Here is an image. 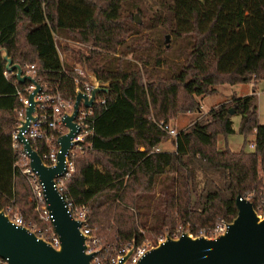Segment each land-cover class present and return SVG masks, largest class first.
Listing matches in <instances>:
<instances>
[{"label":"trees","instance_id":"trees-1","mask_svg":"<svg viewBox=\"0 0 264 264\" xmlns=\"http://www.w3.org/2000/svg\"><path fill=\"white\" fill-rule=\"evenodd\" d=\"M130 1L0 0V49L12 62L33 64L35 77L57 84L65 97L73 94V73L59 49L109 81L105 104L94 106L90 146L73 153V169L59 191L65 201L85 207L110 256L132 239L138 244L171 232L175 222H188L197 233L230 220L237 194L254 207L264 200V124L254 102L255 91L264 88V0H156L149 25L133 24L131 14L122 13ZM161 31L172 36L168 46L155 34ZM57 37L88 48L74 50ZM3 71L0 57V208L43 224L13 166L11 130L21 102L13 71L6 77ZM249 82L250 93L231 94L174 135L156 124L197 110L195 96L215 85ZM230 108L239 114L243 135L236 151L216 147L218 134L233 131ZM249 133L253 147L245 150ZM166 138L172 150L153 149Z\"/></svg>","mask_w":264,"mask_h":264},{"label":"water","instance_id":"water-1","mask_svg":"<svg viewBox=\"0 0 264 264\" xmlns=\"http://www.w3.org/2000/svg\"><path fill=\"white\" fill-rule=\"evenodd\" d=\"M0 57L4 61L5 70L13 71L19 82L27 80L33 84L27 95L25 116L19 119L18 128L22 129L28 119L33 117V96L39 85L30 76L21 74L20 65L11 61L5 49H0ZM83 67L93 87L88 96L80 91L75 92L73 107L63 118L67 130L59 135L56 161L46 165L29 143L24 142L23 145L29 155V165L42 184L44 201L58 243L53 246L42 237H36L24 225H15L0 208V258L5 259V264H89L87 258L90 253L84 251L86 236L78 229L80 222L71 217L54 183V177L65 170L70 138L76 132L72 119L79 99L82 98L84 104L88 105L96 92L108 90L109 81L97 79L93 72ZM229 112L232 113V108ZM19 138L22 139L20 133ZM235 205V215L220 234L213 237L193 235L186 231L177 237L166 234L162 241L153 245L134 264H264V208L261 213H257L251 202L239 194L235 197ZM134 245L132 239L130 246L117 258L115 264H125Z\"/></svg>","mask_w":264,"mask_h":264},{"label":"built area","instance_id":"built-area-1","mask_svg":"<svg viewBox=\"0 0 264 264\" xmlns=\"http://www.w3.org/2000/svg\"><path fill=\"white\" fill-rule=\"evenodd\" d=\"M58 38V37H57ZM61 42L62 39L58 38ZM65 42L71 44L70 39H65ZM75 45H80V42H74ZM23 67V69H22ZM20 67L22 75H28L33 78L39 85V89L33 96L35 103L31 114L32 118L28 119L25 126L20 129L18 128L19 119L25 116V106L28 104L27 95L32 90L33 84L27 80L26 84L19 87L17 84L19 81L15 78L12 82V86L15 88V94H17L21 106L17 109V119L15 126L11 130V146L14 149L15 160L13 166L17 167L23 177L29 184L34 208H40V217L47 222L49 230L52 234L50 239L43 237V231L39 227H34L29 224H25L20 215L9 216L8 218L15 225H24L27 230L32 231L36 237H42L44 240L55 246L58 243L57 235L54 232L51 222L50 213L44 201V195L42 190V184L39 181L37 174L29 165V155L24 149V142L29 143L30 147L35 150L41 161L46 165H52L56 161V153L58 150V138L59 135L67 130L64 123V115L71 111L74 102V96L76 91H80L86 96L90 95L93 85L88 80V75L84 70V67L80 64H71L73 94L71 96H63L60 94L58 85H51L46 81H43L40 77H35V69L33 64H27ZM12 71H3V76L6 77ZM61 73H66V69L62 67ZM24 81V82H25ZM105 91H98L94 94L91 103L85 105L83 99L80 98L73 115V122L76 126V132L70 138V145L65 157V170L58 176L54 177V183L57 189L63 186V179L67 178L73 169V161L71 156L76 150L90 146V136L93 132V121H94V106L105 104ZM157 126L167 132L170 135H174L176 130L169 127L166 121L158 120ZM19 133L22 135V139L19 138ZM253 146V143L251 144ZM154 150H159L158 147H154ZM260 213L264 208V200L260 202ZM67 210L71 217L79 221L78 229L82 235H85V249L84 251L90 253L87 258L89 264H115L117 258L122 255L130 244L124 245L114 256H109L102 260L99 254L96 253V244L101 243L99 238L95 234L94 227L88 224L86 220V209L83 205H73L69 201H65ZM227 227V222L220 219L215 221L207 230L200 232L196 235H206L209 237L216 236L223 232ZM163 237L159 236L154 243L141 241L134 245L133 250L125 260V264H134L137 260L153 245L162 241ZM103 246V244H102ZM0 264H5V259L0 258Z\"/></svg>","mask_w":264,"mask_h":264},{"label":"rangeland","instance_id":"rangeland-1","mask_svg":"<svg viewBox=\"0 0 264 264\" xmlns=\"http://www.w3.org/2000/svg\"><path fill=\"white\" fill-rule=\"evenodd\" d=\"M135 6L139 8L138 11L135 10ZM154 10H156V0H139V1L131 0L130 2H127L126 5L123 7L122 13L123 14L124 13L131 14V16L135 19V21H131L133 24L137 25V23H138V24H142V25H149V24L153 23L154 13H156ZM161 16H163V14ZM155 29L159 30V28H155ZM155 29H154V31H155ZM146 31L147 30H142V32H146ZM155 34H157L158 36L160 34L161 42L164 45L168 46L172 41V36L170 34H168L167 32L161 31L159 33L155 32ZM163 37H164V39H163ZM165 37H166V41H165ZM63 42H65V40L61 41V43H63ZM74 42H76V41L71 39V44H69L71 46H69V48L71 47L74 50L78 49L80 51H84L85 49L88 48V46L85 44L81 43L80 45H75ZM59 51H60L59 56L62 59L63 64H69L70 65V64L76 63L72 51H70V50L65 51V50H61V49H59ZM116 55H118V53H116ZM126 58H129V55H126ZM214 87H215V90L211 93H208L206 95H196L195 96V98L199 102V106H198L197 110L188 111V112H181V113L175 114L174 116L170 117L166 121L168 126L172 127L174 130H177V128H183L186 125H188L193 119H195L196 116L204 113L210 107H212V106L220 103L221 101L225 100L231 94H235V95L239 94L240 95L242 93L244 94L246 91H250V86L248 83H242V84H237V85L219 84V85H215ZM254 102L256 104L257 120L259 123L264 124V88H261V89L259 88L255 92ZM159 120H161V119H159ZM231 120H232L231 125L233 128V131L226 134V135L218 134L216 136V147L219 150L227 147L230 150L236 151L241 146V143L243 140V135L237 131L239 114L232 112L231 113ZM253 137L254 136L252 133H249L246 135V144L244 146L245 150H251L252 149L253 146L250 144H251V141L253 140ZM171 145H173V144L170 141V139L166 138L165 140L160 142L157 147H160L159 148L160 150H163L166 152V151H168V149L171 148ZM25 181H26V179H25ZM26 183L28 184L27 181H26ZM28 187H29V184H28ZM29 190H30V187H29ZM31 197H32V195L30 192L29 199L32 200ZM243 197H245V196H243ZM245 198L247 199V197H245ZM32 202H33V200H32ZM260 204L261 203H258L257 206H255V207L252 205L257 213H260V209H259ZM34 210L37 213V217L40 220L44 221L39 215L40 208H34ZM13 215H20V213H18L14 209L12 212L9 213V216H13ZM222 220L229 222L231 219L230 220L222 219ZM23 222L25 224L32 225L36 228L37 227L41 228V230L43 231V233H42L43 237H45L47 239H50L52 237V234H51L49 227H48L46 222L41 224L40 222L33 221L31 219H27L26 221H23ZM207 229H208V227H207ZM207 229L204 227H200L197 229V233H192L189 230V223L188 222H186L183 225L180 222H175L174 226L171 229V232L166 230V231H163L159 234H156V236H153L151 238L145 237V239H143L142 241L154 243L159 236H162L164 239L166 234H168L171 237H177L181 232L186 231V232H190L193 235H196V234L203 232ZM96 248H97L96 253L99 254V257L102 260H104L105 258L110 256V254H107V252L110 251V247L102 246V243H97Z\"/></svg>","mask_w":264,"mask_h":264},{"label":"crops","instance_id":"crops-1","mask_svg":"<svg viewBox=\"0 0 264 264\" xmlns=\"http://www.w3.org/2000/svg\"><path fill=\"white\" fill-rule=\"evenodd\" d=\"M248 84H249V86H250V91H246L244 94H248V93H250V92L252 91V84H251V82H249ZM235 85H237V84H235ZM256 91H257V90H256ZM256 91H255V92H256ZM240 95H243V93L240 94ZM240 95L238 94L237 96H240ZM158 148H160V147H158ZM173 148H174V146L171 145V148L168 149V150H172Z\"/></svg>","mask_w":264,"mask_h":264}]
</instances>
